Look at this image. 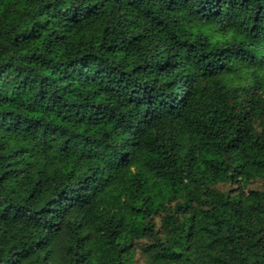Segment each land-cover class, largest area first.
Returning a JSON list of instances; mask_svg holds the SVG:
<instances>
[{
	"label": "trees",
	"instance_id": "16d2710c",
	"mask_svg": "<svg viewBox=\"0 0 264 264\" xmlns=\"http://www.w3.org/2000/svg\"><path fill=\"white\" fill-rule=\"evenodd\" d=\"M0 264H264V0H0Z\"/></svg>",
	"mask_w": 264,
	"mask_h": 264
}]
</instances>
